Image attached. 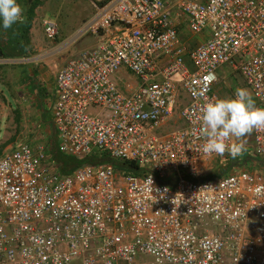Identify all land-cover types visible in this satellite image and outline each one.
<instances>
[{
  "label": "built area",
  "instance_id": "2783aa9c",
  "mask_svg": "<svg viewBox=\"0 0 264 264\" xmlns=\"http://www.w3.org/2000/svg\"><path fill=\"white\" fill-rule=\"evenodd\" d=\"M183 21L205 35L191 49L178 38ZM43 33L54 41L58 25L44 20ZM85 35L96 46L55 74L58 152L96 151L142 172L102 163L63 175L43 146L5 150L0 264H264V178L235 169L202 179L220 156L203 153L199 134L225 65L264 107V0H105L72 41ZM122 68L139 80L129 91L112 79ZM176 114L183 125L166 130ZM251 134L264 160V131Z\"/></svg>",
  "mask_w": 264,
  "mask_h": 264
},
{
  "label": "rangeland",
  "instance_id": "374dc122",
  "mask_svg": "<svg viewBox=\"0 0 264 264\" xmlns=\"http://www.w3.org/2000/svg\"><path fill=\"white\" fill-rule=\"evenodd\" d=\"M46 1L47 2H42L41 0V3L43 4L45 3V5L47 4V6L43 7L44 9L43 13H46L48 18L54 19L57 22L58 36L54 41H49L45 38V36L43 35V31L41 29L38 32V36H37V42H36L37 48L32 52L30 51L31 60L35 62L33 64L34 67L33 70L38 71L40 69H44L43 73L41 74H38L37 72V79L38 80L41 79L43 80V82L46 77H53V74H55L56 71H58L59 68H61L67 61L77 57L80 54V52L83 51L77 49L79 43H81L84 39L92 38V37L94 38V36L92 35H85L75 42L72 41V36L76 32V30L84 22H86L85 19L88 18L87 20H89V17L91 15L90 14L91 6L88 0H55V1L46 0ZM202 36L203 35H201L200 38ZM26 62L27 61H23L22 63L25 64ZM120 72L125 78L124 84L119 83V79L121 78ZM120 72L116 73L112 79L115 82L116 86H118L121 90H123L124 86L128 84V80L135 81V76H133L130 72L126 71L123 68L122 71ZM217 74L220 75L219 83L214 88V92L219 98L233 96L235 89L238 87H243L250 91V89L244 83V80L242 79L240 74L234 72L232 68H230L228 65H225L224 67L220 68ZM3 81L7 82L8 81L7 77L3 76V78H0V83ZM0 88L2 89V92H0V138L1 140H3V142H5L3 146L8 145L7 147L9 149L10 147H14L17 144L23 143L28 145L32 149H35L38 146H43L48 150L47 139L50 136V127L47 125V123L50 120L49 119L50 107H51L50 102L52 104V99L51 100L48 99L51 98V96L48 95L49 92L47 91L44 92L46 101H45V105L43 104L41 107L42 109H44L43 113L40 114L39 106L36 107L37 103L34 101L35 98L28 99L29 94H27L26 92L22 93L20 92L21 89L19 91L13 88H12L13 90L12 92H6L3 83L2 86L0 85ZM2 100L5 101V103ZM256 105L258 106L257 102ZM39 114L40 117H42V120H44L46 123V126L44 127L39 124V119H40ZM180 125L181 126L183 125L182 122L179 121L177 116H174L171 123L168 124L166 130L179 127ZM38 129H40L39 132ZM249 135H247V141L250 138ZM94 152L97 155L102 154L96 151ZM95 153L91 155H94ZM246 154L253 158L256 157V153L253 148H248L247 152H245L243 155ZM47 157H48V153H47ZM218 162H219L218 160L213 161L212 168L217 166ZM48 164L49 167L51 168L55 167L53 163L50 162L49 160H48ZM208 170H209L208 167H206L205 171ZM245 170L251 171L252 173L258 174L264 178V169L251 168V166H247ZM54 171L58 172L57 169H54ZM116 172L118 173L119 170H116Z\"/></svg>",
  "mask_w": 264,
  "mask_h": 264
},
{
  "label": "crops",
  "instance_id": "0c3cea01",
  "mask_svg": "<svg viewBox=\"0 0 264 264\" xmlns=\"http://www.w3.org/2000/svg\"><path fill=\"white\" fill-rule=\"evenodd\" d=\"M88 1L90 2V6H91V13H90L91 15L89 17V19H90L91 16L93 15V12H94V6L102 5L105 0H88ZM42 2H47V1L42 0ZM44 6H47V4L45 5V3L44 4L41 3L35 9V18L32 22V27L29 31V38H30V43H31V52L33 50H36V48H37L36 47L37 46L36 45L37 36H38V32L41 29L43 31V21L44 20H52L57 24V22L54 19L48 18L47 14L43 13V10H44L43 7ZM45 10H46V7H45ZM87 19H85V20L88 21ZM43 35H44V33H43ZM178 38L182 44H184L186 47H189L191 49L196 44L202 42L205 39V35H203L201 38H200V36L199 37L191 36L187 30L186 22L184 23V21H183L181 26L179 27ZM97 42H98V39L95 37L84 39L81 43L78 44L77 49H80V51H82L84 49L94 47V46H96ZM30 54L25 56V57H22L21 59H3V58H0L2 60V62H0V78H3V76H5L8 79L7 82L3 81L0 83V85L2 86V83H3L4 88L6 89V92H12L13 91L12 88L17 89L19 91L21 89L20 92H22V93L26 92L27 94H29L28 99L29 98H31V99L35 98L34 101L37 103L36 107L39 106V111L41 114V113H43V110H44L41 107L43 104L45 105V101H46V97L44 96L45 91L49 92L48 95L51 96V98H48V99H50V100L52 99V104H53V100H54L53 96L55 95V74L56 73L53 74V77H46L44 79V82L41 79L38 80L37 79V72H38V74H41V73H43L44 69H40L38 71L33 70V68H34L33 64L35 62L31 60ZM18 61H21V62H18ZM23 61H27V62L25 64H23L22 63ZM219 76L220 75H218V77ZM121 79H123V80H120L119 83L124 84L125 78L122 75V73H121ZM129 82H132V83H129ZM138 83H139V80L136 77H135V81H131V80L129 81L128 80L129 87H128L127 91H129L131 88L133 89V87L138 85ZM0 92H2L1 88H0ZM52 93H53V96H52ZM178 97L179 98H178V104L176 107L177 108L176 113H178V110L180 108H182L186 103L185 102L186 97L184 96V94H182V92L179 94ZM223 98H225V97H223ZM3 99H5V98H3ZM3 102L5 103V101H3ZM39 103H41V104H39ZM52 104L50 102V106H51L50 107V118H49L50 120L47 123V125L50 127V136L47 139V141H48V146H50V143L53 140L57 146V135H56L54 126L52 124V118H51ZM40 114H39V117H40ZM175 116L178 117L177 114ZM39 124L43 127L46 126V123L44 120H42V117H40V119H39ZM39 130L40 129H38V132H39ZM249 136H250V138L248 141H247V136L244 137V140L246 141L247 150H248V148H253V146H252V134H250ZM0 144H1L0 145V155H1L4 152V150L8 149V147H7L8 145L3 146V144H5V142H3V140H1V138H0ZM10 148H12V147H10ZM57 151H58V149H57ZM48 160H49V158H48ZM217 160L219 161L217 163V166L212 168V162L217 161ZM229 164L231 167L230 169H228ZM247 166H251V168L264 169V160H258L257 158H253L251 156H248L247 154L242 155V156H238L235 159H233L231 156L230 157H221L220 156V157L214 158L212 161H210L208 164H206V167H208L209 170L204 172L202 179L206 180L207 177H210L211 175L219 172L220 170H222V172H224V171L227 172L226 174H229V173H233V171L235 169H243L244 170V169H246ZM218 176H220V175H218Z\"/></svg>",
  "mask_w": 264,
  "mask_h": 264
},
{
  "label": "clouds",
  "instance_id": "9594fccd",
  "mask_svg": "<svg viewBox=\"0 0 264 264\" xmlns=\"http://www.w3.org/2000/svg\"><path fill=\"white\" fill-rule=\"evenodd\" d=\"M23 11L17 0H0L3 29L23 23ZM254 130L264 131V107L256 105L246 88L238 87L233 96L208 100L202 105L199 134L206 155L224 156L228 153L233 159L242 156L247 151L244 137Z\"/></svg>",
  "mask_w": 264,
  "mask_h": 264
},
{
  "label": "trees",
  "instance_id": "16d2710c",
  "mask_svg": "<svg viewBox=\"0 0 264 264\" xmlns=\"http://www.w3.org/2000/svg\"><path fill=\"white\" fill-rule=\"evenodd\" d=\"M17 2L24 10L23 23L14 24L12 28L8 30L3 29L2 23H0V58L3 59H21L31 53L29 31L35 18V9L41 4V0H17ZM47 153L49 161L52 162L57 168V171L63 175L72 173L83 164L97 165L102 163H112L114 169L119 170V172L135 175H140V172H142L140 166L135 162L110 160L103 154L97 155L95 153L84 159L64 156L57 151V146L54 140L51 141L50 146H48ZM230 168L229 164L228 169ZM226 173L227 172H222V170H220L210 177H207L206 180L214 179L215 177H218V175L222 176Z\"/></svg>",
  "mask_w": 264,
  "mask_h": 264
}]
</instances>
